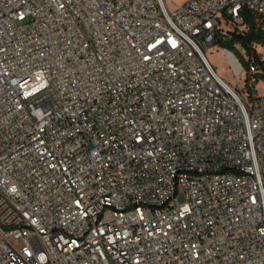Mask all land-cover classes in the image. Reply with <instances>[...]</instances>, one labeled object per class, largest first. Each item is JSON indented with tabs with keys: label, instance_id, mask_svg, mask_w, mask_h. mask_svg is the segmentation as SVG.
Instances as JSON below:
<instances>
[{
	"label": "built area",
	"instance_id": "built-area-1",
	"mask_svg": "<svg viewBox=\"0 0 264 264\" xmlns=\"http://www.w3.org/2000/svg\"><path fill=\"white\" fill-rule=\"evenodd\" d=\"M244 9L0 0V264H264L260 71L222 44Z\"/></svg>",
	"mask_w": 264,
	"mask_h": 264
},
{
	"label": "trees",
	"instance_id": "trees-1",
	"mask_svg": "<svg viewBox=\"0 0 264 264\" xmlns=\"http://www.w3.org/2000/svg\"><path fill=\"white\" fill-rule=\"evenodd\" d=\"M242 14L245 18L247 31L244 34L234 35L232 39L225 40L222 44L232 49L233 52L236 51L238 53L241 61L234 52L245 71L249 70L251 64L257 66L260 72L254 74L255 83L257 84L259 81L264 83V62L256 52V46L264 47V15H257L246 9L243 10ZM234 41L240 43V49L234 47ZM248 77H246L245 88L250 91L247 84Z\"/></svg>",
	"mask_w": 264,
	"mask_h": 264
},
{
	"label": "rangeland",
	"instance_id": "rangeland-1",
	"mask_svg": "<svg viewBox=\"0 0 264 264\" xmlns=\"http://www.w3.org/2000/svg\"><path fill=\"white\" fill-rule=\"evenodd\" d=\"M169 9L174 7V4H179L182 0H164ZM174 2V3H173ZM241 61V57L236 51H234ZM256 52L259 57L264 62V47L256 46ZM207 57L211 64L216 68V72L230 85H235V77H233L232 72L228 66V62L225 57L220 53L217 48H211L207 53ZM244 55V53H243ZM246 58V56H245ZM243 83V81H242ZM256 92L258 95H264V83L262 81L257 82Z\"/></svg>",
	"mask_w": 264,
	"mask_h": 264
},
{
	"label": "bare ground",
	"instance_id": "bare-ground-1",
	"mask_svg": "<svg viewBox=\"0 0 264 264\" xmlns=\"http://www.w3.org/2000/svg\"><path fill=\"white\" fill-rule=\"evenodd\" d=\"M218 74V73H217Z\"/></svg>",
	"mask_w": 264,
	"mask_h": 264
}]
</instances>
